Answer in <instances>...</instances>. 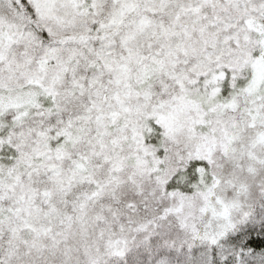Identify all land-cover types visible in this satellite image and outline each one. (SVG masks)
I'll list each match as a JSON object with an SVG mask.
<instances>
[{
  "label": "snow or ice",
  "instance_id": "1",
  "mask_svg": "<svg viewBox=\"0 0 264 264\" xmlns=\"http://www.w3.org/2000/svg\"><path fill=\"white\" fill-rule=\"evenodd\" d=\"M0 264H264V0H0Z\"/></svg>",
  "mask_w": 264,
  "mask_h": 264
}]
</instances>
